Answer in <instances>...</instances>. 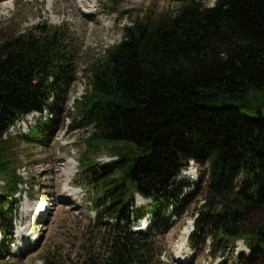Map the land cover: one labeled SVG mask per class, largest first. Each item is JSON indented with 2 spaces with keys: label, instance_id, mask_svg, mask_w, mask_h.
<instances>
[{
  "label": "trees",
  "instance_id": "16d2710c",
  "mask_svg": "<svg viewBox=\"0 0 264 264\" xmlns=\"http://www.w3.org/2000/svg\"><path fill=\"white\" fill-rule=\"evenodd\" d=\"M177 1L173 11L133 19L85 67L89 87L74 103L76 125L90 128L80 165L96 187L95 221L108 225V236L102 251L77 264H160L158 236L170 214L182 215L199 194L188 245L199 251L209 238L210 255L224 256L218 264H264V115L232 102L264 91V0ZM79 49L65 22L42 20L0 39L2 232L11 229L21 180L14 140L40 142L58 128ZM46 108L52 117L28 134L3 137L17 119ZM102 143L113 144L117 157L94 161L90 154ZM189 160L205 167L206 179L182 195L187 183L175 179ZM136 194L145 198L142 206ZM139 217L152 225L133 230ZM237 239L249 252L227 263Z\"/></svg>",
  "mask_w": 264,
  "mask_h": 264
},
{
  "label": "rangeland",
  "instance_id": "374dc122",
  "mask_svg": "<svg viewBox=\"0 0 264 264\" xmlns=\"http://www.w3.org/2000/svg\"><path fill=\"white\" fill-rule=\"evenodd\" d=\"M210 2L211 0H205L207 4ZM3 5L9 8L2 9ZM177 6V0H0V12H3L0 14V39L22 32L42 20L50 24L65 22L69 26L73 43L80 47L77 64L89 67L106 48L119 41L123 27L133 19L140 18L145 13L155 17L160 13L173 11ZM83 70L88 77L86 68ZM74 85H71L69 94H72ZM232 102L249 114L257 115L260 110L264 115L262 89H255L247 97H237ZM65 106L66 111L60 125L49 137L35 143H29L25 139L14 140L16 172L21 180L13 196L11 229L4 227L2 232L0 227V264H47L51 261L55 264H77L88 253H97L105 247L108 225L95 221L92 201L97 194L96 187L85 180L80 165L90 128L76 125L79 118L75 109L69 106V99ZM51 117L47 108L42 113L24 115L10 128L7 138L26 135L31 125ZM112 147L113 144L102 143L97 152H92L90 156L98 163L109 161L117 157L111 151ZM102 156L105 160H101ZM70 162L74 168L72 180L68 184L65 171ZM189 170L191 172L187 174ZM5 177L0 174V193L7 185ZM204 179L205 167L193 160L188 162L175 183H187L183 187L184 195L194 191L197 185L203 187ZM135 196L136 206H142L146 202L138 194ZM202 202L203 196L199 194L182 215L176 217L170 214L169 227L158 236L162 247L160 264H218L224 260V256L210 255L209 243L212 239L209 238L199 251L189 247L187 243L191 257L187 253L186 259L176 258L183 233L190 221L194 223ZM42 204H45L46 213L42 212ZM27 208H32V213L29 211L22 215ZM143 225L149 227L152 224L147 218L139 217L132 228L139 230ZM22 226L27 231L24 237L18 233ZM189 229L190 227L188 231ZM235 244L234 249L228 248L225 253V257L229 256L227 263L237 262L239 252H249L243 239H237Z\"/></svg>",
  "mask_w": 264,
  "mask_h": 264
},
{
  "label": "bare ground",
  "instance_id": "6f19581e",
  "mask_svg": "<svg viewBox=\"0 0 264 264\" xmlns=\"http://www.w3.org/2000/svg\"><path fill=\"white\" fill-rule=\"evenodd\" d=\"M50 1H52V0H50ZM4 5H6V4H4ZM3 5V6H4ZM8 5V4H7ZM6 8H9L8 6H4L2 9H6ZM3 12H0V14H2ZM29 120V119H28ZM73 168H74V165L70 162V166L69 167H67V170L65 171V177H66V183H68V184H70L69 183V181H71L72 180V175H73ZM186 172V171H185ZM184 172V173H185ZM189 172H191L190 170L187 172V174H190ZM68 185H66V187H67ZM66 190V189H65ZM67 192V191H66ZM42 205H44L43 207H42V212H44L45 211V213H46V207H45V204H42ZM39 209H41V207L39 208ZM29 211H30V213H32L31 211H32V208H27L23 213H22V215L23 214H28L29 213ZM36 211V210H35ZM41 213V210H39V214ZM143 223H146V221H144ZM142 225V224H141ZM190 227V229H189V231H188V228ZM189 227L186 229V231L183 233V238H182V241L180 242V244H179V251H178V257H176L177 259H179V260H183V259H186L187 257H186V255L185 254H187V253H191V250L187 247V242H188V237H189V234H190V232H191V227H192V221H190L189 222ZM26 229V227H24V226H22V227H20L19 229H18V233H19V235H21V236H25L26 234H27V231L25 230ZM189 254L187 255L188 257H189ZM190 257H191V254H190Z\"/></svg>",
  "mask_w": 264,
  "mask_h": 264
},
{
  "label": "built area",
  "instance_id": "2783aa9c",
  "mask_svg": "<svg viewBox=\"0 0 264 264\" xmlns=\"http://www.w3.org/2000/svg\"><path fill=\"white\" fill-rule=\"evenodd\" d=\"M215 0H211L209 5H213ZM85 67H81L78 65L77 67V71H76V78L75 81L73 82L76 83V86L73 90V92L71 91L72 94H69V106H71V108H74V103L76 100L81 99L82 96L84 95V93L86 92L87 88L89 87V83L88 80L86 79L87 77L84 75V70ZM70 92V91H69ZM68 101V100H67ZM37 112V111H34ZM33 112V113H34ZM14 125V124H13ZM11 125L4 133H3V137H7L10 131V128L13 126ZM101 160H105V158H103V156L101 157ZM107 161V160H106Z\"/></svg>",
  "mask_w": 264,
  "mask_h": 264
}]
</instances>
